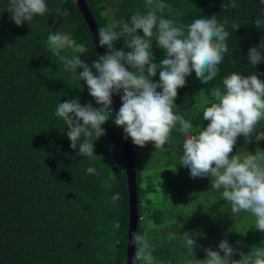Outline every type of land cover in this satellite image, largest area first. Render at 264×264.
Listing matches in <instances>:
<instances>
[{
	"label": "trees",
	"instance_id": "trees-1",
	"mask_svg": "<svg viewBox=\"0 0 264 264\" xmlns=\"http://www.w3.org/2000/svg\"><path fill=\"white\" fill-rule=\"evenodd\" d=\"M96 28L110 19L124 18L139 9L145 11L144 0H84ZM183 15L182 23H190L200 15H216L240 25L229 27V53L218 65L217 77L204 85L193 71L178 89L174 112L191 122L190 105L194 88L208 100L213 87L232 73L258 74L264 80V62L251 66L248 49L264 43V29L254 20L264 11L259 0H237L238 7L224 11L229 0H165ZM49 9H67V16L36 17L30 24L16 26L4 11L7 0H0V264H125L129 205L123 146L118 126L112 119L102 128L105 134L93 141L94 155L79 156L78 148H70L67 126L55 116V109L65 100L78 98L83 105L100 107L89 95L86 83L64 69L63 63L46 46L49 32L70 34L85 53L80 59L89 66L98 58L88 26L74 0H47ZM103 4V7H97ZM108 12L109 15H101ZM166 14L165 18H170ZM264 18V17H262ZM98 31V30H97ZM138 34L143 35L142 32ZM117 50L123 40L114 42ZM105 54L107 49L103 48ZM129 51V49H124ZM154 63L164 58V51L152 44ZM62 55H76L71 49ZM131 70V69H129ZM153 82L159 81V70ZM160 91V89H157ZM112 116L115 113L112 111ZM111 118V117H110ZM178 127V125H177ZM183 135L173 130L170 141L182 148ZM137 190V230L143 233L149 226H160L172 220V213L158 209L153 196L158 190L153 180L144 181L146 171L140 161L138 147L132 143ZM95 167L96 175L85 170ZM115 175L113 177V174ZM111 178V179H110ZM109 187H105V182ZM120 199L111 202V196ZM260 232V231H258ZM238 253L247 254L253 246H264V233L252 234ZM245 238V237H244ZM115 250V251H114ZM100 253L104 259L97 258ZM158 264H176L172 245L155 247ZM140 264V262H137Z\"/></svg>",
	"mask_w": 264,
	"mask_h": 264
},
{
	"label": "clouds",
	"instance_id": "clouds-1",
	"mask_svg": "<svg viewBox=\"0 0 264 264\" xmlns=\"http://www.w3.org/2000/svg\"><path fill=\"white\" fill-rule=\"evenodd\" d=\"M259 3L264 5V0ZM143 7L145 11L137 9L128 16L127 22L124 18H112L98 28V46L106 48L107 53L98 56L91 66L80 59L79 54L86 52L85 47L77 44L70 34L59 30L48 33L47 48L63 63L66 71L76 74L77 69H83L78 79L86 83L89 95L100 105H82L78 98L57 105L55 116L62 118L67 126L70 148H78L79 156L97 158L93 154V141L105 134L102 125L109 119L123 127L124 138L130 137L134 145L142 148L151 142L160 151L168 150L164 146L170 143L175 129L184 137L178 162L189 169L192 178L209 177L211 187L222 190V198L231 212L250 214L254 228L264 233V151L232 154L240 136L246 143L253 133L257 142L264 140V132L257 129L264 121V80L256 73L226 75L221 85L212 88L211 99L203 107V119L208 121L203 129L194 127L190 119L174 112L178 89L185 85L186 77L193 71L204 85L217 77L218 65L229 53L228 29L235 31L240 25L230 24L227 18L220 22L216 15H200L185 24L180 21L182 12L177 10L174 17L170 16L173 9L165 0H144ZM237 7V0H229L223 10ZM4 11L16 26L30 24L36 17L53 12L56 16L68 15L67 9L50 10L47 0H7ZM166 14L170 18H165ZM262 17L264 11L254 20L260 29H264ZM120 40H123V48L117 50L114 42ZM153 41L165 53L159 63L153 62ZM66 49L78 54L62 55ZM247 60L251 66L264 62V43L250 47ZM158 70L159 81L153 82ZM114 93L120 94L121 107L113 117ZM85 173L96 175L97 170L89 166ZM105 187H109L107 181ZM110 199L115 203L120 193H114ZM162 239L170 243L181 241L191 257L185 258L184 264H193V261L195 264H264V246H253L247 254L238 253L240 258L233 259L237 249L221 239L218 250L206 247L205 258L195 259L194 249L199 245L194 235L169 232ZM127 243L134 246L132 264H158L153 255L155 246L150 243L147 231L132 232L131 241ZM97 258L104 259L99 252Z\"/></svg>",
	"mask_w": 264,
	"mask_h": 264
},
{
	"label": "rangeland",
	"instance_id": "rangeland-1",
	"mask_svg": "<svg viewBox=\"0 0 264 264\" xmlns=\"http://www.w3.org/2000/svg\"><path fill=\"white\" fill-rule=\"evenodd\" d=\"M194 87L192 85L194 90L192 96L196 102L194 107L190 105L194 117L192 124L203 129L208 124L202 115L208 99ZM257 129L264 132V121L257 125ZM164 147L168 150H156L151 142L142 148L138 147L140 161L146 171L144 181L153 180L158 189L153 196L156 206L164 212L172 213V220L168 223L147 227L150 243L155 247L172 245L176 264H184L185 258L191 257L179 239L171 243L162 239L169 232H177L178 235L188 232L195 236L199 245L194 249L195 259L205 258L206 247L218 250L221 239H226L239 251L244 244L247 245L248 238L255 237L252 234L260 233L254 228V218L250 214L231 212L230 206L222 198V190L213 189L209 177L190 176L189 169L178 162L183 147L178 148V143L174 140ZM257 149L264 151V140L257 142L253 133L247 143L243 136L238 137L232 154L236 151L241 154L246 151L254 153Z\"/></svg>",
	"mask_w": 264,
	"mask_h": 264
},
{
	"label": "water",
	"instance_id": "water-1",
	"mask_svg": "<svg viewBox=\"0 0 264 264\" xmlns=\"http://www.w3.org/2000/svg\"><path fill=\"white\" fill-rule=\"evenodd\" d=\"M76 5L82 15L83 20L85 21L86 25L88 26L89 32L93 39L94 45L96 47V51L98 56L104 55V49L98 46V29L96 28L95 22L86 6L84 0H75ZM113 103L111 105L112 111L115 113L118 112L119 108L121 107V100L120 94L114 93L112 96ZM121 143L123 146V154L125 160V175L127 178V189H128V205H129V224H128V234H127V241H131V233L137 230V190H136V173L134 170V162H133V154H132V147L130 144L129 138L125 139L123 127L118 126ZM134 254V246L130 243H127L126 249V260L125 264H132V258Z\"/></svg>",
	"mask_w": 264,
	"mask_h": 264
}]
</instances>
